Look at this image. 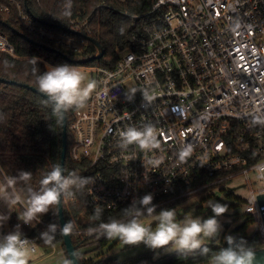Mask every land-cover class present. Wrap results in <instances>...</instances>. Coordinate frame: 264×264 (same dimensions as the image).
<instances>
[{
  "label": "built area",
  "instance_id": "obj_1",
  "mask_svg": "<svg viewBox=\"0 0 264 264\" xmlns=\"http://www.w3.org/2000/svg\"><path fill=\"white\" fill-rule=\"evenodd\" d=\"M99 7L129 18L131 45L113 67L93 68L99 88L76 110L68 155L76 175L94 182L73 189L65 202L92 215L97 207L102 214L124 212L151 193L159 208L241 180L259 237L252 247L264 248V176L255 170L264 163V126L252 123L264 116V0H104ZM0 11L15 13L30 36L65 55L82 54L94 38L89 17L58 27L38 20L24 0H0ZM0 52L19 58L1 32ZM132 88L137 92L129 102L125 94ZM144 89L154 96L150 103L143 101ZM145 124L157 129L158 149L119 147L121 131ZM189 144L192 153L181 161L179 152ZM150 159L159 165L148 164ZM92 231L76 230L75 238L91 239ZM26 237L31 252L45 248L39 237ZM45 238L55 254L50 235Z\"/></svg>",
  "mask_w": 264,
  "mask_h": 264
},
{
  "label": "trees",
  "instance_id": "obj_2",
  "mask_svg": "<svg viewBox=\"0 0 264 264\" xmlns=\"http://www.w3.org/2000/svg\"><path fill=\"white\" fill-rule=\"evenodd\" d=\"M26 1V0H24ZM104 0H72V15L65 17L62 15L65 0H28V8L33 15L41 22L54 24L58 27H66L70 19L77 17H89L94 29L93 37L101 41L104 48V55L99 60L83 61L79 64L77 59L88 60L97 54L96 47L89 42L86 50L80 55L71 53L64 55L52 45L57 51L49 50V46L43 40L30 36L23 28L16 23V14L7 15L0 11V32L5 35L16 49L15 58L7 53L0 52V182H3L6 176H17L20 171L31 172V180L27 183L19 182L16 189L25 200L28 187L39 190L40 181L52 170L54 165H61L62 139H63V121L57 122V117L53 115L50 106L46 105L42 95L33 92L29 87L38 90L36 74H33V68L38 69L37 74L46 71L44 60L52 66L69 64L81 66H104L113 67L119 58V52L131 45L132 27L129 18L120 13L108 9L100 8L99 5ZM139 11H142L140 9ZM51 47V46H49ZM39 63L33 65L34 59ZM76 61V62H75ZM2 79L12 80L22 83L3 82ZM76 108L68 110L66 113L68 119V146L73 143V135L69 129L70 124L75 118ZM66 175L78 171V166L73 163L67 155ZM230 195V194H229ZM232 196V195H230ZM20 205V204H18ZM171 205L159 207L156 212L170 207ZM64 215L66 222L74 223L70 231L75 244H80L81 240L75 238L76 230H93L90 237H95L100 233L102 237L90 245H99L101 248L107 246L110 241L105 234L98 230L100 223H107L111 220L126 222L123 211L106 212L97 218L88 211L79 206H73L63 199ZM24 211V205H20ZM81 212H86L85 217H81ZM155 212V213H156ZM200 213H202L199 210ZM154 214V213H153ZM42 222V223H41ZM50 223H56L61 226L59 216V205L50 209L48 214L39 216L30 224L20 222L18 216L13 214L8 223V229L5 234L13 231L19 224L20 231L29 237H39L40 243L44 247H50V242L41 234L47 230ZM232 236L237 239L243 238L251 246L259 245L257 234H249L244 225L239 230H233L229 234L220 235L218 240H213L206 244L211 252H217L220 248L226 247L225 237ZM54 244L64 247L63 232L57 230L50 234ZM88 244V238L85 239ZM66 255V254H65ZM211 255V253L209 254ZM67 262L70 264L68 255ZM81 264H113L105 262L103 258L85 259L79 258ZM140 259L131 260L126 264H142ZM165 264H208V258L196 254H180L177 251L170 253L168 262Z\"/></svg>",
  "mask_w": 264,
  "mask_h": 264
},
{
  "label": "clouds",
  "instance_id": "obj_3",
  "mask_svg": "<svg viewBox=\"0 0 264 264\" xmlns=\"http://www.w3.org/2000/svg\"><path fill=\"white\" fill-rule=\"evenodd\" d=\"M72 0H65V7L62 15L71 17ZM239 25H237L238 27ZM33 65L39 63L34 57ZM47 70L37 74L38 69L33 68L36 74V82L40 93L46 96L44 103L51 107L57 122L64 119L68 110L81 109L85 106L93 91L96 89V81H89L85 84V75L75 65H47ZM137 89L132 88L125 94L126 100L134 101ZM145 103H150L154 96L147 89L141 90ZM253 125L264 126V116H256ZM136 146L141 151H152L160 147L157 139V129L151 124L143 127L128 126L119 134V147L128 149L129 146ZM192 145H187L179 152V159L184 161L192 153ZM159 160L148 161V164L158 166ZM257 173L264 176V163L255 165ZM66 169L60 165H54L40 181L39 190L27 188L25 200L24 195L17 191L16 185L19 182L31 180V172L20 171L17 176H6L0 182V202L7 205L9 210L17 205H24V211L18 215V219L24 224H30L41 215H46L53 207L61 203V199H67L73 195V189L83 190L89 183L94 182L93 177H80L75 173L65 174ZM154 196L149 193L139 199H134L124 210L125 216L129 219L124 221L111 220L107 223H100L98 230L108 238H119L125 244L138 245L143 243L150 249H160L171 245L180 254H196L208 258V264H255V251L253 247L243 238L237 239L232 236L225 237L227 246L220 248L217 252L205 245V239L215 240L220 236L222 224L218 217L229 211L226 203L209 200L208 207L214 213L207 219L202 217H185L178 222L174 209H163L156 216L157 225L153 230L151 225H146L141 217L145 214L149 217L156 212L157 206L153 203ZM102 209L97 207L95 216L99 218ZM9 219L6 215H0V226ZM17 224L13 231L6 234L0 233V264H29V252L31 241L20 231ZM74 227L71 221L66 222L62 227L56 223H50L47 230L41 234L48 237L54 234L58 228L64 234L69 233ZM211 253V255H209ZM65 264H68L65 261Z\"/></svg>",
  "mask_w": 264,
  "mask_h": 264
},
{
  "label": "rangeland",
  "instance_id": "obj_4",
  "mask_svg": "<svg viewBox=\"0 0 264 264\" xmlns=\"http://www.w3.org/2000/svg\"><path fill=\"white\" fill-rule=\"evenodd\" d=\"M85 59H77L76 61H79V64L82 63ZM79 69L82 68L80 71L85 75V84L89 81H96V89L93 91L91 97L98 91L99 88V75L97 72H94L93 68L94 66H81V65H75ZM100 66V65H96ZM47 69V68H46ZM232 196H230V195ZM249 197V192L246 186H244L243 182L241 180L235 181L233 184L224 187V183L220 184L219 186H216L214 188H209L207 190H203L201 193L191 195L187 197L184 201H181L176 206L175 212H176V218L178 222H182L185 217H202L207 219L208 217H211L214 215L211 208L208 207L207 202L209 200L217 201L220 203H226L229 206V211L225 213L223 216L218 217L220 223L222 224V231H225V228L223 224L225 222H231L232 226L230 227L229 233L235 230L238 226H246L248 229L249 234H254L256 231V224L250 221L248 217V213L246 211V205L243 202V200H247ZM172 204V203H171ZM169 205V204H168ZM167 206V205H166ZM199 210L202 212V214H198ZM23 210L20 208V205H15L12 210L10 211L6 204L3 202H0V215H6L9 217V219L3 223L2 226H0V232H5L8 229V223L13 214H16L17 216L22 213ZM141 220L145 222L146 225H151L153 222L156 223V217H150L145 216L141 217ZM22 222V221H20ZM208 239H205L204 243H208ZM90 242V241H89ZM120 246H117L114 251H119ZM55 249L57 250L53 258L55 260H58L56 264H65V261H67L65 251L63 246L55 244ZM45 250L39 246L38 252L33 253L29 252V263H33L37 260H39L43 253L47 252L46 254L53 251V247H49L48 250ZM105 256H107L105 254ZM100 256L99 251L91 252L84 256L85 259H98Z\"/></svg>",
  "mask_w": 264,
  "mask_h": 264
},
{
  "label": "water",
  "instance_id": "obj_5",
  "mask_svg": "<svg viewBox=\"0 0 264 264\" xmlns=\"http://www.w3.org/2000/svg\"><path fill=\"white\" fill-rule=\"evenodd\" d=\"M28 0L25 1V4L28 8ZM29 9V8H28ZM90 41L95 45V47L98 49V55H95L91 57L88 60L84 61H90V60H99L100 58L103 57L105 51L104 48L101 44V41L95 38H90ZM49 50L57 51V49H54L52 47H47ZM65 55V54H64ZM66 56V55H65ZM76 62V61H75ZM3 82H9V83H17L12 80H5L2 79ZM18 85L22 86V83H17ZM33 92L38 93L42 95L44 98L46 96L42 93L39 92V90L35 89L34 87H29ZM47 99V98H46ZM67 155H68V119L67 115L65 113L64 119H63V139H62V153H61V165L63 168H65L66 165V160H67ZM66 174V173H65ZM59 216H60V223L61 227L66 223L65 215H64V207H63V198L61 199V203L59 204ZM225 230H228L231 226V222H225L223 224ZM242 227V225L238 226L235 228V230H239ZM64 251L65 254L68 255V258L70 260V264H81L79 258L84 257L85 255L94 252L96 250H99V245H89L86 244V241H81L80 244H75L73 241V238L71 236V233L64 234ZM128 245V244H126ZM147 246L142 245V246H137L132 249H127L125 251H118L115 253H111L107 255L104 260L105 262H112L116 261L117 264L124 263L125 261H129L131 259H134L136 257H139L141 255H144L147 253ZM158 264V263H155ZM255 264H264V248L255 250Z\"/></svg>",
  "mask_w": 264,
  "mask_h": 264
},
{
  "label": "flooded vegetation",
  "instance_id": "obj_6",
  "mask_svg": "<svg viewBox=\"0 0 264 264\" xmlns=\"http://www.w3.org/2000/svg\"><path fill=\"white\" fill-rule=\"evenodd\" d=\"M181 202V201H180ZM180 202H174V203H172V204H170L171 206L170 207H168V208H165V209H176V206L178 205V203H180ZM161 211V210H160ZM160 211H158V212H156V213H154L151 217H156L158 214H159V212ZM198 214H202V213H198ZM150 218V217H149ZM145 223V222H144ZM157 223L158 222H156V223H152L151 224V226H152V228H153V230H155V228H156V225H157ZM229 230H230V228L228 229V230H225L224 232H221L220 233V235L223 233V235H226V234H229ZM102 237V235L99 233V234H97L95 237H93V238H91V239H89V240H87L88 241V244L90 245L91 243H93V242H95V240H98V239H100ZM220 237V236H219ZM219 237L218 238H216V240H218L219 239ZM209 241H208V243H205V245L206 244H210L213 240H210V239H208ZM90 241V242H89ZM100 245V244H99ZM142 245H144L143 243H141V244H138V245H126L122 240H120L119 238H110V241L109 242H107V246L105 247V248H99V250H97V251H99L100 252V256L101 257H99V258H105L106 256H105V254L106 255H109V254H111V253H115V252H118V251H114V249L117 247V246H120V248H119V251H125V250H127V249H132V248H134V247H137V246H142ZM147 253L146 254H144V255H141V256H139V257H136V258H134V259H131V260H136V259H140L141 261H143L142 262V264H155V263H158V264H165V263H167L168 262V259H169V256H170V253H172V252H174L175 250L172 248V246L171 245H169V246H166V247H164V248H160V249H150V248H148L147 247ZM131 260H129V261H125L124 263H121V264H126V263H128V262H130ZM109 263H113V264H117V262L116 261H112V262H109Z\"/></svg>",
  "mask_w": 264,
  "mask_h": 264
},
{
  "label": "crops",
  "instance_id": "obj_7",
  "mask_svg": "<svg viewBox=\"0 0 264 264\" xmlns=\"http://www.w3.org/2000/svg\"><path fill=\"white\" fill-rule=\"evenodd\" d=\"M82 68H80V70H81ZM45 251L46 250H48V247H45V248H43ZM44 251V252H45ZM47 252H45V253H43V256L39 259V260H37V261H35V262H33V263H29V264H56L57 262H58V260H55L54 258H53V256L55 255V254H51V252L50 253H48V254H46ZM65 255V254H64Z\"/></svg>",
  "mask_w": 264,
  "mask_h": 264
}]
</instances>
